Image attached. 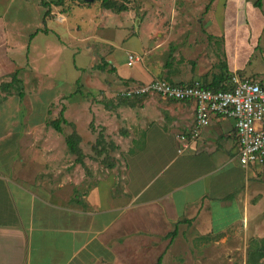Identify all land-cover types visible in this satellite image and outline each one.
Returning <instances> with one entry per match:
<instances>
[{
	"label": "crops",
	"instance_id": "1",
	"mask_svg": "<svg viewBox=\"0 0 264 264\" xmlns=\"http://www.w3.org/2000/svg\"><path fill=\"white\" fill-rule=\"evenodd\" d=\"M4 1L7 6L0 10V48L4 60L15 69H6L0 77V264H121L118 248L122 246H130V250L134 247V252L144 255L149 248L156 252L162 248L159 257L165 247L158 236L150 235L153 223L157 229L173 224L176 233H170V242L181 235L179 226L185 227L184 232L190 228L196 237L228 239L235 228L247 241L264 237V166L243 167L239 163L233 119L212 118L198 139L185 152L177 153V135L194 124L192 101L171 103L149 96L144 106L126 110L134 119L138 117V122L129 125L130 145L138 147H131L129 169L124 173L133 199L127 205L118 203L113 182H100L86 195L81 182L70 186L68 168L56 164L63 157L67 159L66 144L53 137L25 139L27 133L45 123V118L39 122L32 119L36 107L22 106L17 92H7L1 84L9 82L17 71L25 97V84L18 73L43 56L42 44L46 49L55 48L57 59V51L65 46L70 47L71 54H77L79 42H84L81 48L93 51L95 46L85 45V40L96 35L69 33L70 28L74 30L69 21L75 15L55 13L61 5H55L54 0L47 5L49 13L45 16L46 10L43 12L39 5L47 0H31L37 15L23 23L7 17L16 0ZM20 1L25 2L23 8L17 5L15 10L19 17H28L30 0ZM63 1L71 4L70 12L75 11V0ZM155 1L161 5V0ZM202 1L205 4L195 9L185 5L193 6L199 0H173L169 11L158 8L142 12L137 33L145 16L150 38L157 35L158 39L144 49L142 61L133 72L119 77L124 83L121 89L160 75L175 84L200 80L205 85H225L233 75L264 83L262 77H256V68L250 70L244 65L250 62L248 55L256 52V24L258 40L264 42V0H260V7L256 0ZM84 8L93 12L90 20L95 29L114 14L104 8ZM56 23H66L69 37H52L58 29ZM75 23L79 32L78 21ZM242 45L249 54L247 61L239 64L238 49ZM92 55L97 58L95 52ZM105 66L106 70L114 68ZM115 81L108 80L109 86ZM2 101L18 104L5 107ZM134 212L140 215L141 227L136 230L133 225L138 221L130 219ZM168 232L170 229L165 234ZM133 240H140V245Z\"/></svg>",
	"mask_w": 264,
	"mask_h": 264
},
{
	"label": "rangeland",
	"instance_id": "2",
	"mask_svg": "<svg viewBox=\"0 0 264 264\" xmlns=\"http://www.w3.org/2000/svg\"><path fill=\"white\" fill-rule=\"evenodd\" d=\"M50 1L47 0L48 5ZM125 2L128 3L126 11L114 12L105 23L101 22L100 27L95 29L90 20V15L93 12L90 14L85 11L87 9L82 8L94 6L99 10L100 8L103 9L99 0H94L92 3L73 1L72 4L75 5L73 7H75L76 12H70L72 9L71 4L66 5L62 1L60 4L62 7L56 8L55 13L75 15V17H71L70 24L68 23L69 25L73 23L74 27V30L69 29V33L73 31L80 37L83 35L84 37L91 34L96 35L94 38H86L85 40V45L92 44L95 48L89 52L81 48L84 42H79L77 43V46H80L77 54H71L70 47L65 46L61 51H57L58 58L56 59L54 55L55 48L46 49L45 44H42L43 56L33 59L32 63L22 67L18 73L25 84V97L21 98V105L36 107V114L32 115V119L37 122L45 118V123L36 130L27 133L25 139L33 136L38 139L53 137L58 138V141L65 146L64 137L71 133H77L81 137L80 148L83 163L77 161V154L68 151L67 159L63 157L56 164L58 167L68 168L70 186H76V181L83 184L85 195L90 192L94 185L100 182L106 185L113 182L112 186L115 188L114 192L116 191V199L122 206L133 200L128 192V184H125L124 173L126 169H129L131 147L133 149L138 147L130 145L131 130L129 127V125H133V122H138V117L136 115L134 119L132 115L126 113V110H129L128 107L144 106L148 98L125 99L119 97L117 92L124 83L122 84V81L118 79H120L119 77H127L140 64L135 62L129 65L127 63L128 55L143 53L147 46L151 45L152 42L155 43L158 39L157 35H153L152 39L150 38L152 36V33L148 32L150 24L149 21L146 22L145 16L140 19L143 23L140 24L137 33V19L142 16V12L144 10L152 12L158 8L169 11L173 8V0H161L159 6L155 0H125ZM24 3L16 0L12 8L8 9L7 17L11 18L13 22L23 23L29 17L32 18V21L37 13L34 2L31 0L28 2L29 7H27L28 17L23 15L19 17L15 10L17 5L22 7ZM204 4V1L199 0L193 6L189 4L185 6L195 9L196 5L202 7ZM6 6V2L2 0L0 10ZM39 6L43 12L48 9V6L43 4ZM148 15L146 14V16ZM77 21L80 27L79 32L76 31L75 22ZM256 21L260 22L261 20L256 17ZM56 24L58 25V23ZM65 25L66 23L58 25V29L55 30L52 37H58L59 35L64 38L69 37L68 33L65 32ZM257 30L258 26L256 24L255 55L252 57L248 55L250 62L244 65L246 69L248 66H250V70L256 68V77L264 79V42L258 40L260 34ZM170 44L167 45L168 47L166 46L168 49ZM245 48L246 45H242L238 49L239 64L247 61L246 56L249 54V49ZM170 51L166 50V52ZM92 52L96 53V59L93 58ZM44 55H47V57ZM103 63L107 66L113 65L114 68L106 70L107 67ZM99 65L104 66L103 71L97 68ZM9 68L11 70L15 69V65L4 60V52L0 48V77ZM158 77L166 78L163 75ZM108 80L117 81L113 86H109ZM41 85L47 87L42 89ZM156 98L158 99V97ZM159 99L158 101H160ZM173 101L170 102L173 103ZM2 103L5 107L18 104L8 103L7 101H2ZM129 103L132 105H129ZM61 107L64 108L63 116L68 123H61L62 132L58 133L47 122L57 117ZM103 115L105 117L100 119ZM44 163L49 164V162ZM126 212L129 213L130 210L128 209ZM139 216L135 212L130 215V219L138 221L133 225L134 230L141 227ZM150 227L153 228V230L149 228L151 230L150 235L158 236L162 240L161 246L164 245L165 247L162 252L161 264H245L249 240L243 239L242 234L238 232V228H235L229 234L228 239H224V237L214 238L213 236L209 238L196 237L189 231L190 228L184 232L183 228L185 230V227L179 226L177 232L181 235L170 242L169 237H171L173 224H169L166 229H163V225H161L162 229H157L156 223H153ZM168 229H170V232L165 234ZM181 231H183V234ZM132 243L140 245L141 242L140 240H133ZM131 248V250L130 246L118 248L121 264H145L144 261L148 264H156L158 254L162 249L156 252V249L151 250L149 248L146 250V255H144L140 251L134 252V247Z\"/></svg>",
	"mask_w": 264,
	"mask_h": 264
},
{
	"label": "built area",
	"instance_id": "3",
	"mask_svg": "<svg viewBox=\"0 0 264 264\" xmlns=\"http://www.w3.org/2000/svg\"><path fill=\"white\" fill-rule=\"evenodd\" d=\"M142 61V54H129L127 63ZM231 88L212 90L200 80L175 84L155 77L147 83H130L117 92L121 98L147 95L194 103V124L177 135V153L182 154L214 117L234 121L238 161L243 166H264V83L252 78L231 76Z\"/></svg>",
	"mask_w": 264,
	"mask_h": 264
},
{
	"label": "trees",
	"instance_id": "4",
	"mask_svg": "<svg viewBox=\"0 0 264 264\" xmlns=\"http://www.w3.org/2000/svg\"><path fill=\"white\" fill-rule=\"evenodd\" d=\"M62 1L63 0H55L54 3L55 5H60ZM77 1H82L85 3V1L83 0H77ZM99 1L101 2V5L104 9H107L112 12L119 13V12L127 10V5H126L125 0H99ZM42 4L44 6L48 5V3L46 2H42ZM255 4L256 6L260 7L261 1L256 0ZM208 7H209V4L206 6V9H208ZM48 13H49V10H46L44 13V16L47 15ZM103 65L105 66V63H103ZM104 66L99 65L97 66V68L103 71ZM230 81H231V77L229 78V81L225 85H221L219 82L206 84V85L204 83L202 84L204 87L210 88L212 90H228L231 88ZM1 89H4L7 92H11V90H15L19 98L24 97L22 82L19 78H17V71L11 75V80L9 82H5L1 84ZM146 97L148 96L141 95V96H134L131 98H146ZM129 105H132V104L129 103ZM63 111H64V108L61 107L57 117L47 122V124L58 133L62 132L61 123H64V124L68 123L65 117L63 116ZM64 142L70 153L77 154V158H76L77 161L80 163H83V160L81 158L82 153H81V148H80L81 137L77 133H71L64 137ZM175 233H176V228L171 232V234L173 235ZM161 259H162V256H159L157 258V264H160ZM245 264H264V237H256V238L249 239L247 250H246Z\"/></svg>",
	"mask_w": 264,
	"mask_h": 264
},
{
	"label": "water",
	"instance_id": "5",
	"mask_svg": "<svg viewBox=\"0 0 264 264\" xmlns=\"http://www.w3.org/2000/svg\"><path fill=\"white\" fill-rule=\"evenodd\" d=\"M83 1H85V2L88 3V2H92V1H94V0H83Z\"/></svg>",
	"mask_w": 264,
	"mask_h": 264
}]
</instances>
